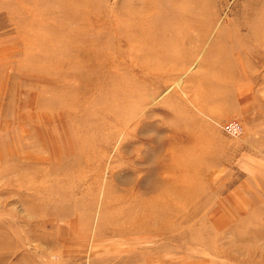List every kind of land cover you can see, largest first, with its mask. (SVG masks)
<instances>
[{
	"label": "rangeland",
	"instance_id": "1",
	"mask_svg": "<svg viewBox=\"0 0 264 264\" xmlns=\"http://www.w3.org/2000/svg\"><path fill=\"white\" fill-rule=\"evenodd\" d=\"M0 264H264V0H0Z\"/></svg>",
	"mask_w": 264,
	"mask_h": 264
},
{
	"label": "built area",
	"instance_id": "2",
	"mask_svg": "<svg viewBox=\"0 0 264 264\" xmlns=\"http://www.w3.org/2000/svg\"><path fill=\"white\" fill-rule=\"evenodd\" d=\"M222 128L224 131L234 136L240 135L243 132V127L237 120L229 121L223 124Z\"/></svg>",
	"mask_w": 264,
	"mask_h": 264
},
{
	"label": "clouds",
	"instance_id": "3",
	"mask_svg": "<svg viewBox=\"0 0 264 264\" xmlns=\"http://www.w3.org/2000/svg\"><path fill=\"white\" fill-rule=\"evenodd\" d=\"M153 135H155V133H149V136H153ZM125 140H126V139H125ZM125 140H122L121 143H122L123 141H125ZM160 140H161V141L163 140V136L160 137ZM121 143H120V145H121ZM120 145H119V147H120ZM141 147H143V146H142V145L137 146V148L134 149L133 155H135L136 157H138V156L140 155V148H141ZM127 163H131V160H128ZM153 163L158 165V163H159V155H157V156L155 157V160L153 161ZM125 164H126V163H125ZM125 164H124V165H125ZM124 165H123V166H124ZM140 175H142V173H141ZM140 175H137V177H135V178L133 179L132 183H135V180L139 179ZM157 181H158V177L154 180V182H153L154 185L157 183Z\"/></svg>",
	"mask_w": 264,
	"mask_h": 264
},
{
	"label": "bare ground",
	"instance_id": "4",
	"mask_svg": "<svg viewBox=\"0 0 264 264\" xmlns=\"http://www.w3.org/2000/svg\"><path fill=\"white\" fill-rule=\"evenodd\" d=\"M202 39H203V37H202ZM162 198L165 199L166 198V194L163 191H159L157 196H153V197L149 196L146 199H143V202H144L143 204L145 206H150L148 204H154L156 201H160ZM146 210H147V212L144 213L145 216H147L146 213H148V209H146Z\"/></svg>",
	"mask_w": 264,
	"mask_h": 264
}]
</instances>
